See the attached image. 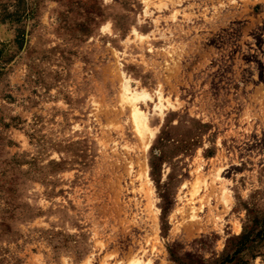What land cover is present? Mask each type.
<instances>
[{
  "label": "rangeland",
  "instance_id": "374dc122",
  "mask_svg": "<svg viewBox=\"0 0 264 264\" xmlns=\"http://www.w3.org/2000/svg\"><path fill=\"white\" fill-rule=\"evenodd\" d=\"M143 263L264 264V0H0V264Z\"/></svg>",
  "mask_w": 264,
  "mask_h": 264
},
{
  "label": "bare ground",
  "instance_id": "6f19581e",
  "mask_svg": "<svg viewBox=\"0 0 264 264\" xmlns=\"http://www.w3.org/2000/svg\"><path fill=\"white\" fill-rule=\"evenodd\" d=\"M128 85L126 84L125 87L128 86ZM127 98L130 99V102H132V104L131 103L130 104L134 106V107L132 106V108H133L132 112H133V116L135 117V119H136V121L138 123L137 125H139V127H140V130L141 129L142 130H146V131L149 130V126L150 125L147 123V120H146L148 118L147 115L145 116L143 114V111L139 110L137 108V106H135V102H137L138 98H135L133 96H127Z\"/></svg>",
  "mask_w": 264,
  "mask_h": 264
}]
</instances>
